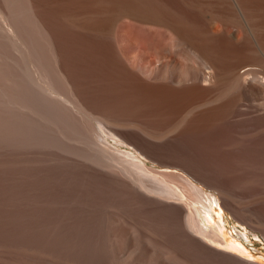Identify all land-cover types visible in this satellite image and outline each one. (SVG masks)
Instances as JSON below:
<instances>
[{"label":"rangeland","instance_id":"obj_1","mask_svg":"<svg viewBox=\"0 0 264 264\" xmlns=\"http://www.w3.org/2000/svg\"><path fill=\"white\" fill-rule=\"evenodd\" d=\"M67 1L0 0L9 19L0 18V264H264V137L249 121L239 125L245 134L218 123L186 135L171 157L157 153L176 167L149 158V149L144 155L182 190L184 176L212 193L218 203L210 216L224 220L228 241L242 242V251L188 235L179 210L151 203L156 194L86 159L100 123L130 115L120 105L141 96L121 89L103 36L63 15ZM132 21L116 25L124 52L142 47ZM167 200L158 201L192 211L190 196Z\"/></svg>","mask_w":264,"mask_h":264},{"label":"bare ground","instance_id":"obj_2","mask_svg":"<svg viewBox=\"0 0 264 264\" xmlns=\"http://www.w3.org/2000/svg\"><path fill=\"white\" fill-rule=\"evenodd\" d=\"M0 8L3 9L1 5ZM62 13L71 20L81 18L79 26L94 29L103 36L107 60L121 89L141 96L137 104L126 98V104L120 105L130 115L100 123L91 143L88 142L94 152L86 155V159L115 168L138 188L156 194L157 201L151 197V203L179 210L180 220H176L187 234L192 230L216 246V250L231 252L220 247L225 245L242 251V242L228 241L224 220L214 221L210 216L218 203L212 193L181 174L182 181L185 180L182 190L168 172L157 170V163L149 166L144 155L149 149V158L156 157L163 167H176L169 159L172 146L180 145L186 135L218 123L231 126L240 135L245 134V128L239 125L246 126L249 121L255 130L263 131L261 138L264 137V0H68ZM1 15L3 21L5 17L2 19ZM123 17L139 25V34L134 35L142 46L139 52L132 46L131 51L124 52L119 45L116 25ZM11 22L6 21L7 25ZM11 25L14 29V24ZM175 57L185 61L176 63ZM56 92L52 88L50 94L58 95ZM158 152H166L169 157L158 156ZM185 190L190 196L187 201L190 211L192 207L191 212L186 209L189 213L158 201L185 202L189 199Z\"/></svg>","mask_w":264,"mask_h":264}]
</instances>
